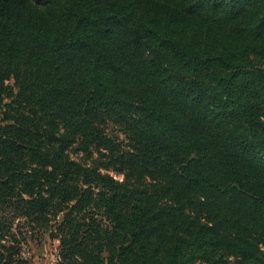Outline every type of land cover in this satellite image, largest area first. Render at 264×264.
Masks as SVG:
<instances>
[{
    "label": "trees",
    "instance_id": "trees-1",
    "mask_svg": "<svg viewBox=\"0 0 264 264\" xmlns=\"http://www.w3.org/2000/svg\"><path fill=\"white\" fill-rule=\"evenodd\" d=\"M44 234L264 264V0H0V264Z\"/></svg>",
    "mask_w": 264,
    "mask_h": 264
},
{
    "label": "rangeland",
    "instance_id": "rangeland-1",
    "mask_svg": "<svg viewBox=\"0 0 264 264\" xmlns=\"http://www.w3.org/2000/svg\"><path fill=\"white\" fill-rule=\"evenodd\" d=\"M18 238L21 239V236L18 235ZM9 241L6 238L3 243ZM58 246L59 241L50 238L49 234L35 236V238L28 237L21 244L20 254L16 258L18 261L11 264H58Z\"/></svg>",
    "mask_w": 264,
    "mask_h": 264
}]
</instances>
